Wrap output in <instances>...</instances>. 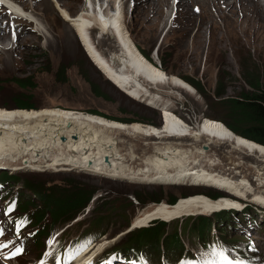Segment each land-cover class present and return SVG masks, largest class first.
<instances>
[{
  "label": "rangeland",
  "instance_id": "1",
  "mask_svg": "<svg viewBox=\"0 0 264 264\" xmlns=\"http://www.w3.org/2000/svg\"><path fill=\"white\" fill-rule=\"evenodd\" d=\"M66 1L75 2L76 0ZM149 1L151 0H148L144 7V14L140 7L137 6L139 4L143 5V3H139L137 0H129L125 6L128 12L127 26L129 27L132 39L139 49L147 53L149 61H151L153 65H161V69L165 70L169 75L174 76L175 74L185 81L187 80V82L189 81L195 85H200L203 89L202 93L192 84L191 86L195 88V92L192 94L180 87L172 88L171 86H162L160 91L163 94L160 95L162 99L164 98L163 101L170 105L162 110L157 107L153 108V106L158 103L152 102L151 98L135 99L124 89L118 87V85L109 78L107 73L96 64L93 55L87 51L88 48L83 45L78 34L76 42L79 48L77 55L73 58L65 57L55 60L51 56L48 57L49 61L39 59L38 64L36 63L38 61L37 59L30 64H35V68L27 67L28 69L26 71L18 72L14 75L7 74L0 69V105L9 108L21 109L24 107L34 108L36 110L42 107H62L74 112L81 111L97 116L101 115L106 119L116 122L119 121L128 124L140 122L146 125L149 124L150 126H160L163 120L161 119L162 116L169 110L176 113V115L180 116L191 125L196 123L200 124L203 122L204 118L221 121L219 118L225 116L232 125L238 126L240 130L245 132L249 131L247 122L235 112L232 113L223 99L243 98L248 95L247 93L253 88L251 82L257 83L259 80L264 81V0L249 1V5H252V8L249 6L251 11L243 18L244 25L238 24L235 27L236 32L232 33V36L231 33H229V43H227L224 36L219 37L221 45L217 44L218 42L214 43L213 37L209 40L214 27L218 29L219 26L222 27L223 25L225 28L226 25L225 23L221 25L220 18L214 17L213 26L212 28H206L204 38L197 39L194 37L193 42L190 38L186 46L182 44L184 38V24L191 22L196 26V24L198 25L201 22V24L206 23L211 18L210 9L205 2H202L203 0H170V9L168 10V16L164 24L160 25V27H156L155 23L145 14ZM88 3L85 5L84 0L80 6L83 4V6L85 5L87 8L91 9ZM103 4H105L104 1ZM113 4V2L110 3L107 14L112 12L115 13V8L112 7ZM195 6H199L201 11L195 13ZM92 7H95V2ZM0 8H2L1 14L4 13L6 15H0V19L6 20L7 17H9L7 15L8 10L4 7ZM177 10L181 12V15L177 16ZM78 11L79 10L76 8L72 15L76 16ZM30 12L32 11L30 10ZM193 15H195V17H193ZM9 21L10 19H7V22ZM49 21L51 22L54 32L58 33V31H62L60 23H52V19H49ZM93 25L96 26V24ZM34 29L31 27V30ZM99 29H101V27H99ZM36 30L37 29H35V31ZM196 30L197 29H194L192 31L191 37L195 35ZM95 31L92 33V39L94 42L99 43L101 42L100 37H102V34L97 28ZM219 31L216 32L218 33ZM27 33L29 34V32ZM27 33L24 35H27ZM99 34H101V36ZM105 39H110V44L112 41H115L113 35L109 38L106 36ZM40 42H43V38H41ZM109 42H106L107 44L99 43L100 49L104 54L105 51L108 52L112 50L108 46ZM37 45L38 44L34 42H22L19 44L17 53L20 54L22 52L25 58H32V55L35 53H30L37 50ZM44 55L49 56L48 53ZM20 63H25L23 57H21ZM217 91H225V96L221 98L222 100L216 96ZM149 103H151V105ZM221 122L228 127L224 121ZM69 126H72V124ZM83 132L82 130L79 134ZM117 138L127 142L125 143L126 145H122L121 143L117 144V150H120L124 159L131 158L132 160L140 161L136 156L129 154L130 150L128 144L132 141L136 144H140L136 152H138L139 156H143H141V161L145 162L147 158L153 157V155H146L148 153H154L153 145L149 144L151 149L150 151L148 150V152H146L147 150L144 147L145 142L148 144V142L152 143L156 142V140L145 141L141 136H137L136 139L131 141V136L126 134H122V136L119 134ZM220 141L221 140L214 142L213 144L215 146H209V148L205 149L210 156H212L211 154L215 155L214 158L218 159V162H220V167L209 168V170L212 172L217 170L220 174L226 176L232 174L231 177H234L236 181L237 179L242 180L241 177L246 174L250 183L259 185L257 182L258 180H256L258 178H255L256 172H254L253 168L256 162V159L253 158L255 154L253 153L252 155L242 149L235 150V148H233L234 146L229 145L227 141ZM63 142V140H60L58 146L49 144L47 149L51 150L52 147H59L60 150ZM183 142H185V144L190 143V141ZM203 143H206V141ZM29 147H31V145L27 143V146H24L23 150L28 151L27 153L33 151L32 149H27ZM184 147L187 148V146ZM44 149L45 148L42 147L38 151L41 152V150L44 151ZM93 149L95 148L93 147ZM59 150L52 151L57 152ZM69 150L73 152L70 147ZM38 151H36L37 154ZM144 152L146 153L144 154ZM41 154H44V152ZM27 156L28 155H26V157ZM186 159L185 160L188 161V157ZM233 159H237V161L241 162L240 167H232V165H229V161ZM28 164L34 169H37L33 162H29ZM201 165L203 164L200 162L192 167L194 170H196V168L203 169ZM49 167L52 166L45 165V167L39 168L38 170L22 169L20 171H12L15 172L13 176L18 177L17 179L24 178L26 184H40V186L44 184L48 188L51 187L58 197L61 195V192L68 193L67 190H75L74 188L80 183L85 184L87 189H94L95 193L92 195L90 203L83 208L80 213L76 214L73 217L74 219L68 222L67 225L58 226L56 228H68L67 230L69 231H77L83 226L90 229L100 225L104 220L109 226L107 233L101 238L102 240L105 238L106 240L112 239L121 234V239L117 245L113 247L108 246L107 249H109V251L115 250L120 244L130 241L134 237L138 239L139 237H143L144 239L149 237L148 239L150 241V235L161 236L164 232L163 234L167 233V239H164L163 246H167L165 255L168 256L170 255L168 251L175 248V245H172L171 241L173 238H177L174 235V233H177L176 231H179V237H181L185 241L186 246H188L187 250L196 249L191 241L192 238L190 239L186 229H181L180 225L184 220H197L198 217L204 214H184L174 220H169L172 222L158 219L145 223V225L140 223V225L136 224L139 216L144 213V210L147 211L154 205H158V203L162 202H167L168 205H172L170 201H176L177 203L181 197H189L196 194L207 196L213 199V201L220 197H230L245 207L247 205L249 212L258 216L259 223L262 222L264 226V206L253 200L254 195L245 198L234 197L226 190H222L220 187L216 188L218 187L216 185L209 187L198 183L191 185L181 181L158 180L159 183H157V181L147 180L144 177L138 178V180L124 179L122 177L114 178L91 171L65 168L55 169ZM10 190L13 194H18V191H21V187L19 184H16L15 187L8 186V191ZM5 192L6 189L0 191L1 208L4 204L1 196H4ZM189 207L191 209H196L197 203L193 202ZM19 208H21V206L17 205L16 210H19ZM29 211L32 213L35 211V214H37L35 208L30 207ZM15 213L16 211H11L9 215L13 216ZM210 214L211 215L206 216L214 218L213 214ZM9 228L10 230L12 229L11 223ZM7 230L9 231V229ZM255 233L256 236L254 235V239L260 240L261 244L264 246V228L263 231H255ZM230 236L231 239L234 240L239 237L238 233H232ZM160 241L161 238L159 239V242ZM149 246V249L153 253V261L158 263L161 259V257H157L160 253L157 249L158 246L156 244H150ZM97 247L98 244L90 251L95 250L93 252L95 253ZM35 253L36 252L31 253L30 256ZM37 257H39V253L35 254L32 257L33 259L30 258V260H34ZM27 259L29 258L27 257Z\"/></svg>",
  "mask_w": 264,
  "mask_h": 264
},
{
  "label": "bare ground",
  "instance_id": "2",
  "mask_svg": "<svg viewBox=\"0 0 264 264\" xmlns=\"http://www.w3.org/2000/svg\"><path fill=\"white\" fill-rule=\"evenodd\" d=\"M83 1L12 0L8 2L0 0V3H4L11 10V13L7 12L9 16L7 19H10L9 22H7V19H0V69L7 74L14 75L18 72L26 71L27 67L35 68V64H30L37 59L36 63L38 64L39 59L49 61L48 57L51 56L55 60L65 57L73 58L77 55L79 48L76 42V37L79 34L83 45L93 55L96 64L107 73L109 78L118 87L124 89L133 98H151L152 102L158 103L153 106V108H156L164 99L160 95L163 94L160 91L162 86L180 87L191 94L195 92L194 86L192 87L191 83H188L187 80L185 81L175 74L174 76L169 75L161 67L153 65L142 54L132 39L129 27L127 26L128 12L125 6L129 0H108L110 3H114L112 7L115 10L118 9L116 13L112 12L113 14L110 12V14H107L100 0H85V5L89 2L88 4H90L91 9L85 5L83 6V4L80 6ZM137 1L143 3V5L139 4L137 6L140 7L144 14V7L148 0ZM249 1L252 2L253 0H203L202 2H205L210 9L211 18L206 23L201 24V22L198 25L196 24V26L191 22L185 23L183 26L184 38L182 44L186 46L190 38L192 42L194 41V37L197 39L204 38L206 28H212L213 26L214 17H219L221 20L220 24L225 23L226 25L225 28L223 25L222 27L219 26L218 29L214 27L209 40L213 37V42H218L217 44L221 45L219 37L224 36L227 43H229V33L232 36V33L236 32L235 27L238 24L244 25L243 18L251 11L249 6L252 8V5H249ZM94 2L95 7H92ZM170 2V0L149 1L145 14L155 23L156 27L164 24L168 16V10L170 9ZM116 3L118 7H115ZM76 8L79 11L76 16H73V11ZM1 9L0 15H3L4 13L1 14ZM21 13L25 17H18ZM178 15H181L179 10H177ZM49 19H52V23H60L62 31H58V33L54 32ZM93 24H96V26ZM31 27L37 30H31ZM96 28L102 33V37H100L101 42L99 43L107 44L106 42H109L110 39H105L106 36L109 38L113 35L115 38V41H112L111 44L109 42L108 45L112 50L105 51V54L101 51L99 43L94 42L92 39V33ZM194 29L197 30L195 35L191 37ZM13 31L16 32L15 38L12 36ZM216 31L219 32L217 33ZM25 33L27 35H24ZM99 35L101 36V34ZM41 38H43L42 43L40 42ZM25 41L38 44L37 50L30 53H35L32 55V58H25L22 52L20 54L17 53L19 44ZM43 53H48L49 56H45ZM21 57L25 59L24 64L20 63ZM149 104L151 105V103ZM79 112L62 107H42L37 110H30L25 108H8L0 105V159H3V161H0V166H6L14 171H20L24 168L36 170L28 163H39L40 158L37 159V157L43 152L42 150L41 152L38 150L42 147L47 149L49 144L58 146L60 140H62V136H67L69 139L67 138L66 143L73 153H81L78 158L80 163L75 164L74 168H72L73 170L91 171L114 178L122 177L124 179L138 180V178L144 177L147 180L153 181H181L185 184L194 185L198 183L209 187L216 185L218 186L216 188L220 187L234 197L245 198L254 195L253 200L264 206V145L237 135L223 122L204 118L200 124L191 125L176 115V113L167 110L161 118L163 120L160 126H150L149 124L146 125L140 122L133 124L116 122L106 119L101 115L97 116L86 112ZM71 124L72 126H69ZM82 130L84 132L79 134ZM119 134L121 136L122 134L131 136V141L136 139L137 136H141L145 141L156 140V142H148V144L144 141L146 152L151 149L149 144L153 145L154 153L146 154L153 155V157L147 158L145 162L141 161L142 155L139 156L138 152H136L140 144L132 141L133 143L128 144L129 154L136 156L141 162L132 160L131 158L124 159L120 150H117V144L121 143L124 145L127 142L117 138ZM73 136L76 137V140L73 139ZM219 140L223 142L227 141L229 145L234 146L235 150L242 149L252 155L253 153L255 154L253 158L256 159V162L253 168L254 172H256L255 178H258L256 180H258L259 185L250 183L246 174L241 177L242 180L236 178V181L234 177H231L232 174L226 176L220 174L217 170L215 172L209 170V168L220 167V162L214 158L215 155L210 153L212 155L210 156L205 149L209 148V146L212 147L213 143ZM183 141H190V143L185 144ZM204 141L206 143H203ZM27 143L31 145L27 149L33 150L29 153L23 150L24 146H27ZM184 146H187V148ZM36 151H38V154ZM53 153L57 154V152ZM26 155L29 157H26ZM106 157L109 158V162H106ZM187 157L188 161H186ZM61 160L65 162H77L71 158L64 157L53 160V163L46 162V166H61V164H65L63 162L59 163ZM199 161L203 164L201 165L203 169L196 168L194 170L192 166L200 163ZM229 165L240 167L241 162L233 159L229 161ZM158 181L157 183H159ZM133 182L138 183L136 181ZM193 202L197 203L196 209L189 207ZM238 203L230 197H220L219 199H215V201L200 194L181 197L174 205L162 202L154 205L147 211L144 210V213L139 216L136 224L145 225V223L158 219L174 220L184 214L197 215L201 213L211 215L210 213L218 209L238 207ZM0 223L2 222L0 221ZM177 234L179 235V232ZM120 239L121 234L112 239L106 240L105 238L103 239L104 241L101 240L103 242L98 245L95 253H93L95 250H90L97 244L91 246L80 257L83 260L81 264H84L83 262L86 261L95 262L101 256V248H103L102 251H105L108 246L113 247L117 245ZM180 240L184 247L178 255H190L191 252L187 250L188 246H186L185 241L181 237ZM163 242L164 239L160 243L159 257H162L164 260L177 258L178 255H172V252L168 256L165 255L167 248L163 246ZM171 243H173V240ZM146 248L150 251L147 245ZM149 257L153 261V256L149 255ZM122 264L131 263L123 261Z\"/></svg>",
  "mask_w": 264,
  "mask_h": 264
},
{
  "label": "trees",
  "instance_id": "3",
  "mask_svg": "<svg viewBox=\"0 0 264 264\" xmlns=\"http://www.w3.org/2000/svg\"><path fill=\"white\" fill-rule=\"evenodd\" d=\"M141 52L149 60V56L147 55V53L143 50H141ZM191 84L194 85L200 93L203 92V89L200 85H195L194 83ZM251 84H253V88L247 93L248 95L243 98H224L225 91L216 92V96L219 99L224 98V103L232 113L235 112L239 117L247 122L249 131L245 132L243 130H240L238 126L234 124L232 125L225 116L220 117L219 119L221 121H224L228 125V128L237 135H241V137L245 139H249L251 141L254 140L264 145V81L259 80V82H251ZM25 109L36 110L34 108ZM17 178L18 177H14L13 174H9L8 172H5L2 177V179H4L5 181L11 183L12 186H15L19 183L21 187L20 195L22 198L27 199L23 200V210H30V207L35 208L37 210V214H35V211H33L32 215L34 221L38 224H43V222H45L48 217L53 224L62 222L68 223L72 221L74 219L73 217L76 214L80 213L81 210L90 203V199L95 193L94 189H87L85 184L80 183L76 186V188H74L75 190H67L68 193L61 192V195L58 197L54 189H52L51 187L48 188L44 184H42L41 186L40 184H26L24 178ZM170 203L174 205L176 201H170ZM198 218L197 220L193 221L187 219L180 225V228L186 229L187 232H193L200 237L206 236L208 234L209 227L208 221L205 217L202 216ZM48 231L49 224L46 225L43 234H47ZM163 233L161 234V236L150 235V241L148 239L149 237L145 239L143 237H139V239L137 237H134L131 240V244L136 249L140 248V246H143L144 243L148 247H150V244H156L158 246L157 249L160 251L161 241L163 239H167L166 234ZM174 235L175 237H177L173 238L172 243L173 245H175V248L173 250L171 249L168 252H172V255H178L182 251L183 245L181 243L179 235L177 233H174ZM160 238L161 241L159 242ZM151 254H153L152 251Z\"/></svg>",
  "mask_w": 264,
  "mask_h": 264
},
{
  "label": "built area",
  "instance_id": "4",
  "mask_svg": "<svg viewBox=\"0 0 264 264\" xmlns=\"http://www.w3.org/2000/svg\"><path fill=\"white\" fill-rule=\"evenodd\" d=\"M69 139V137L67 136H62V140L64 141L62 144V147H60V150H59V147H52L50 151H48V149H44V151L42 150V152H44V154H41L37 157L40 158V161L39 163L38 162H35L33 163L34 166L37 167L36 170H38L39 168H42V167H45L44 165H46V162H50V163H53V160H57V159H61V158H64V157H67V158H71L77 162H65L64 160H61L59 161V163L63 162L65 163V165H61V166H57V165H54L52 167H49V168H55V169H61V168H65V169H72L74 167L75 164H79L80 163V160L78 159L80 157V154L81 153H73L69 150V147L67 146L66 141ZM72 138V136H71ZM73 139L76 140V137L73 136ZM59 150L57 151V154L55 155L53 153L52 150ZM50 152V153H49ZM29 157V156H28ZM106 162H109V158H105ZM35 161H36V158H35ZM24 169H27V168H24ZM5 172H8L9 174H12L13 172L12 171H3L2 173H5ZM3 179H0V181H2ZM6 184V193L7 194H13V192L10 190L8 191V186L9 187H15V186H12L11 183L9 182H5ZM0 190H1V186H0Z\"/></svg>",
  "mask_w": 264,
  "mask_h": 264
},
{
  "label": "snow or ice",
  "instance_id": "5",
  "mask_svg": "<svg viewBox=\"0 0 264 264\" xmlns=\"http://www.w3.org/2000/svg\"><path fill=\"white\" fill-rule=\"evenodd\" d=\"M197 10H198V9H197ZM12 36H13V38L16 37V32H15V31L12 32ZM8 210L11 211V209H8ZM0 235H3V232H2V231H0ZM7 247H8L7 244H0V248H7ZM23 251H24V249H22V248H20V247H16V248H15V251L12 253V257L14 258V257H16V256H18V255H20V254H22ZM219 255H220V257H221L222 260L227 261V264H241L240 261H235V262H234L233 260H229L228 256L225 255L223 251H221V252L219 253Z\"/></svg>",
  "mask_w": 264,
  "mask_h": 264
},
{
  "label": "clouds",
  "instance_id": "6",
  "mask_svg": "<svg viewBox=\"0 0 264 264\" xmlns=\"http://www.w3.org/2000/svg\"><path fill=\"white\" fill-rule=\"evenodd\" d=\"M105 3L107 2V4H108V6L106 7V11H107V9H108V7L110 6V3H109V1L108 0H105L104 1ZM100 3H103V0H102V2H101V0H100ZM116 7H117V3H116ZM117 10V9H116ZM116 10H115V13H116ZM195 13H197V12H195ZM108 33H110V31H108ZM102 34V33H101ZM111 34V33H110ZM157 66H158V64H156ZM160 67H161V65H159ZM155 108V107H154ZM159 108V107H158ZM161 110H162V108H160ZM95 115V114H94ZM15 173V172H14ZM13 174V173H12ZM4 175V174H3ZM14 175V174H13ZM3 177V176H2ZM3 182H6L4 179L2 180ZM19 184V183H18ZM23 198H22V202H23Z\"/></svg>",
  "mask_w": 264,
  "mask_h": 264
}]
</instances>
